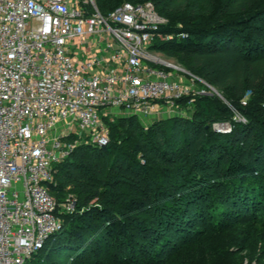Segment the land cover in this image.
I'll list each match as a JSON object with an SVG mask.
<instances>
[{
    "label": "trees",
    "instance_id": "16d2710c",
    "mask_svg": "<svg viewBox=\"0 0 264 264\" xmlns=\"http://www.w3.org/2000/svg\"><path fill=\"white\" fill-rule=\"evenodd\" d=\"M125 1H151L158 13H174L171 17L184 24L186 15L177 13L187 5L207 15L209 27L160 26L158 32L165 28L171 37L157 48L167 44L168 52L178 54L191 72L220 90L246 117L244 121L232 117L228 133L216 132L210 111L214 97L201 94L189 102L199 108L198 119L173 116L144 127L136 115L122 117L116 120L120 125H109L104 145L77 144L54 166L48 185L50 192L61 193L54 196L58 201L65 199L67 190L73 192L77 211L61 215V230L39 250L52 241L62 246L58 252L66 254L69 264H235L238 259L233 256L252 255L262 241L260 264L264 261L262 0H94L101 13ZM183 32L187 36L179 35ZM247 91L253 99L243 105ZM223 110L228 114L230 108ZM180 173L182 182L175 184ZM177 190L181 192L173 195ZM163 196L169 202L160 206ZM208 206L215 211L208 212ZM27 260L24 264H33Z\"/></svg>",
    "mask_w": 264,
    "mask_h": 264
},
{
    "label": "built area",
    "instance_id": "2783aa9c",
    "mask_svg": "<svg viewBox=\"0 0 264 264\" xmlns=\"http://www.w3.org/2000/svg\"><path fill=\"white\" fill-rule=\"evenodd\" d=\"M164 21L151 1L101 13L94 0H0V264H24L61 230V215L77 211L75 197L58 201L48 188L75 147V129L104 145L100 115L108 108L147 116L185 95L212 93L194 90V78L175 80L149 51ZM104 35L120 45L109 70L71 47L92 36L99 45Z\"/></svg>",
    "mask_w": 264,
    "mask_h": 264
},
{
    "label": "rangeland",
    "instance_id": "374dc122",
    "mask_svg": "<svg viewBox=\"0 0 264 264\" xmlns=\"http://www.w3.org/2000/svg\"><path fill=\"white\" fill-rule=\"evenodd\" d=\"M85 1L86 0H81L82 3H84ZM260 6H264V0H262ZM173 14L174 13H170V12L161 13V14L159 13V15H161L165 20L163 22V24H161L160 26L169 25V26H172L176 29H184V30H186L187 27L188 28H196V27H203V26L209 27L210 26V25L205 23L207 15L201 14L198 11H193L191 9L190 5H187L184 10L178 11V13H177V15H179V17L186 15V18L188 19L187 23L184 24V23H182V21L177 20L175 18H172L171 16ZM262 17H264V15H262ZM166 30L167 29H165V28L162 29L161 35L159 37H157L158 40H156V42L154 44H153V41L151 42V44L149 45V51L151 53H153L155 56H157V57L161 58L162 60L169 63V64H166L165 67L167 69L172 70L173 78L175 80H178V81L182 82L183 84H191V81L194 78V83H193L194 84V90L198 89V88H200V89L205 88V89H209V91L212 92L209 95H212L214 97V100L216 103L215 105L210 107L211 116L215 119L212 127L218 133H224V134L228 133L231 130L232 125H233L232 122L230 121V119H232V117H234L235 121L241 120V119H243V121H244V118L246 117V115H243L239 111L238 108L231 105L225 99L222 92L220 90H218L215 86L210 84L204 77H202L196 73L191 72L187 68V65L184 63V61H182L180 59L178 54H176L175 52H168L169 49H167L168 48L167 44L164 43V45H166V48H164L162 50L157 48V46H159L160 44H163V42H165L167 39H169L166 37L167 36L166 33H164V31H166ZM103 37H104L105 42L113 43L115 48L120 47L119 43L116 40H114L113 38L109 37L108 35H104ZM154 39H156V38H154ZM71 47L76 52H78V55L82 59L88 58V57L93 55V51L91 52L89 49H87V50L84 49V47H88L87 44L81 43L80 40L77 38H75L72 41ZM83 49L85 51H83ZM173 65L178 67V69L175 68ZM196 96L185 95L182 97L181 101L179 103H177L176 107H174L172 109L171 108L168 109V108H165L161 105L158 108V110L152 114H148L147 116H137L136 115L137 120L144 127H146L151 122H153L154 120L167 119V118H170L173 116L198 119L199 118V108L196 106V104L195 105L189 104V102L195 101ZM252 96L253 95L250 94L249 91H247L243 99H245L246 102L251 101V99H253ZM245 103H242V104L244 105ZM263 106H264V101H263ZM224 107L230 108V111H228V114H225L227 112H225V110H223ZM132 115H134V114H130L127 111H124V110L119 109V108H112L111 107V108L106 109L100 115L101 127H102V130H100V133H105V132L108 133L109 125H112V124L114 125L115 123L118 124V122L116 121L117 119L122 118V117L132 116ZM221 123H224V124L215 128L214 125L221 124ZM118 125H120V124H118ZM75 133L77 134V138H73L72 135L69 137V138H71V141L76 139L75 146L77 144H80V143L94 144L93 142H91L87 131H81V130L75 129ZM223 139H224V137H223ZM220 141H222V140L220 139ZM261 169L264 170V168H261ZM183 175H184V173H180L178 175V177H176V178L174 177L173 182L175 184L176 183L180 184L182 182ZM210 177H212V175ZM177 192H181V190L173 191L172 193H173V195H177ZM51 193L54 196L58 195V194L61 195V193H58L54 189L51 191ZM64 195H65V197H68V196L75 197L73 192L68 191V190L66 191V193ZM168 202H169V197L163 196L158 200V205H160V206L165 205ZM206 210L208 212L209 211L210 212L215 211V210H213L212 206H208L206 208ZM69 222H72V220H70ZM200 227H205V226H200ZM262 246H263L262 241H258L256 244V247H255L254 253L252 255H249L247 253H241L238 256L237 255L233 256L234 259H238L235 262V264H257L261 255H263V251L261 250ZM60 247H62V246H57V245H55L54 242L48 241L46 243V245L41 250H39V252H37L32 257H30L27 260V262L29 261V263L31 262L33 264H40V263H46V262H49V264H69L68 263L69 259H67L66 254H63V252H58V250L61 249ZM229 257H232V256H229ZM191 264H204V263L198 262V261H192ZM260 264H264V261L261 262Z\"/></svg>",
    "mask_w": 264,
    "mask_h": 264
},
{
    "label": "crops",
    "instance_id": "0c3cea01",
    "mask_svg": "<svg viewBox=\"0 0 264 264\" xmlns=\"http://www.w3.org/2000/svg\"><path fill=\"white\" fill-rule=\"evenodd\" d=\"M94 37H89L88 41L83 43V44H87L88 47H84L85 50L89 49L91 52L93 51V55H96L98 58L101 59L102 64H101V68L104 70H109L111 68L115 67V64L112 63L111 61L108 60L109 55L114 52L115 50L119 49V47L115 48V46L113 45V43H107L103 40V42H101L99 45L97 43H94ZM81 42V41H80ZM110 44V48L109 49H105V45ZM83 49V51H85ZM75 54L77 55V57L79 59H82L79 55L78 52H76L74 50ZM88 52V51H87Z\"/></svg>",
    "mask_w": 264,
    "mask_h": 264
}]
</instances>
